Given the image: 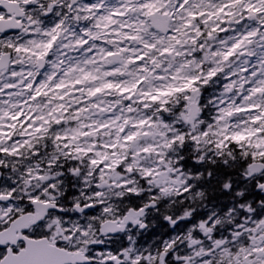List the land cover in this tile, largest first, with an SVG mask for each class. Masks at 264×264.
<instances>
[{"label":"snow or ice","instance_id":"1","mask_svg":"<svg viewBox=\"0 0 264 264\" xmlns=\"http://www.w3.org/2000/svg\"><path fill=\"white\" fill-rule=\"evenodd\" d=\"M0 264H264V0H0Z\"/></svg>","mask_w":264,"mask_h":264}]
</instances>
